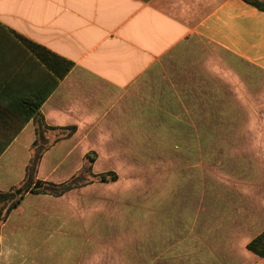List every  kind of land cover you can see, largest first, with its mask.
<instances>
[{
  "label": "crops",
  "instance_id": "1",
  "mask_svg": "<svg viewBox=\"0 0 264 264\" xmlns=\"http://www.w3.org/2000/svg\"><path fill=\"white\" fill-rule=\"evenodd\" d=\"M21 38L73 64L55 89L54 71ZM203 45L264 77V12L243 0H0V140H13L0 156V191L23 182L37 138L34 119L22 125L18 116L22 97H47L40 112L49 127L76 128L46 135L62 138L38 179L56 184L89 154L94 174L123 176L119 166L133 165L145 140H173L179 129L192 132L171 155L188 157V145L207 141L212 114L234 130L233 140H218L216 199L197 169L200 186L183 190L197 197L173 201L168 233L157 228V264H264L247 249L264 232V87L235 89L232 105L211 106L221 95L199 72ZM188 64L197 71L180 73ZM182 168L175 174L187 178ZM96 185L59 198L27 194L1 226L0 264H93L96 234H83L81 212L95 210L96 195L84 191Z\"/></svg>",
  "mask_w": 264,
  "mask_h": 264
},
{
  "label": "rangeland",
  "instance_id": "2",
  "mask_svg": "<svg viewBox=\"0 0 264 264\" xmlns=\"http://www.w3.org/2000/svg\"><path fill=\"white\" fill-rule=\"evenodd\" d=\"M199 53H203L202 58L205 60L199 72L204 73L211 94L219 92L221 95L219 98L211 96V106L217 103L232 105L235 89L255 88L261 84L264 87V77L258 69L230 57L215 55L214 49L204 45ZM196 71L197 66L188 64L180 73L191 74ZM212 117L211 114L210 126L204 129L207 141L202 146L188 145L191 150L188 157L184 154L176 160L171 153L176 143L178 147L185 148L186 145L180 143L188 140L192 130H177L173 140H145L138 151L131 154L133 165L129 163L128 167L125 164L119 166L125 175L118 176V181H95L96 186L84 191L86 196L97 197L95 210L84 205L81 212L83 234H96V240L91 243V249L96 250L97 255L92 258L93 264H157V228L161 234L168 233L170 205L173 201L186 198L193 200L197 197V193L191 189L198 188L201 181L197 169H203L209 177L211 199H216L218 140H233L234 130L217 127L223 124ZM224 124L232 125L227 122ZM194 134L200 135L201 129H194ZM186 164L190 168L187 178L184 173L175 174V170L180 167L186 169L182 168ZM89 180H86L84 186ZM180 184L183 186L179 187ZM185 185L191 186V193L183 191Z\"/></svg>",
  "mask_w": 264,
  "mask_h": 264
},
{
  "label": "trees",
  "instance_id": "3",
  "mask_svg": "<svg viewBox=\"0 0 264 264\" xmlns=\"http://www.w3.org/2000/svg\"><path fill=\"white\" fill-rule=\"evenodd\" d=\"M243 1L264 12V2L260 0ZM21 40L26 45L28 51L36 55L49 69L54 71L57 77L53 86V89H55L59 81L64 79L72 70L73 64L35 43H32L24 38H21ZM6 89L8 88L6 87ZM46 98L47 97H42L35 100L24 97L20 98L22 105L25 107L23 108V112L18 114V116L22 119V125L31 119H34L37 138L31 146V159L26 168V176L23 182L18 186L12 187L8 191H0V230L1 226L7 221L10 214L20 206L24 197L29 193L38 195L43 194L59 198L72 190L82 188L88 178L91 180L87 182L91 183H94L95 181L110 183L116 182L119 179L118 175L114 172L94 174L92 165L95 159L91 154L88 155L89 164L87 163L78 174L66 182L56 184L52 182H44L38 179V170L43 156L53 145L61 141L60 139L62 138L58 136L56 140H48L46 138L47 133L53 131H63V137L67 138L71 137L76 131L75 127L57 129L49 127L46 124L45 119L40 112V107ZM5 99H7V97ZM12 141L13 140H0V156L9 147ZM18 192L20 193L18 194ZM247 249L251 253L264 258V232L250 242Z\"/></svg>",
  "mask_w": 264,
  "mask_h": 264
},
{
  "label": "water",
  "instance_id": "4",
  "mask_svg": "<svg viewBox=\"0 0 264 264\" xmlns=\"http://www.w3.org/2000/svg\"><path fill=\"white\" fill-rule=\"evenodd\" d=\"M20 192H18V194H19Z\"/></svg>",
  "mask_w": 264,
  "mask_h": 264
}]
</instances>
